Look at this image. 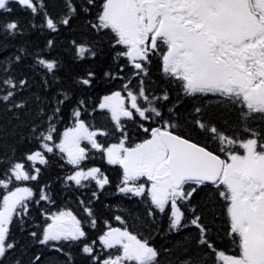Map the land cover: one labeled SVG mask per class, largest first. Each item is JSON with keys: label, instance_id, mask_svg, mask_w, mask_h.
<instances>
[{"label": "snow or ice", "instance_id": "obj_1", "mask_svg": "<svg viewBox=\"0 0 264 264\" xmlns=\"http://www.w3.org/2000/svg\"><path fill=\"white\" fill-rule=\"evenodd\" d=\"M12 5L33 17L39 15L40 26L51 33L70 28L83 16L89 30L101 42L107 38L113 49L117 71L104 75L122 84L121 90L103 96L92 108L93 119L96 112L105 114L109 131L84 118L86 99L73 100L68 90L58 89L47 108L35 97L40 103L32 112L30 100L19 95L29 81L7 69L0 76V105L17 119L24 112L30 116L24 121L27 134L21 141L28 147L0 150V264L17 247L11 228L14 221L22 225L29 216L30 202H53L44 188L34 200L37 193L22 186L37 181L41 166H48L52 157L58 156L62 167L69 168L63 177L66 185L84 188L94 182L103 190L110 184L100 167L87 165L93 150L121 170L119 193L149 202V217L166 216L175 232L194 230L193 243L180 249L174 264H264V0H54L51 8L46 0H0V30L9 35L20 31L17 20L3 19L14 11ZM72 44L79 61L99 54L94 44L75 40ZM54 46L55 39H48L46 47ZM153 59L185 96L215 97L218 108L234 117L220 125L205 118L204 107L193 108L186 120L190 132L212 141L215 148L180 131L179 114L174 108L165 111L166 105L160 103L170 99L167 91L155 95L145 86ZM21 61L22 56L16 55L14 62ZM34 61L45 70V90L59 83L58 59L41 52ZM126 68L131 71L121 75ZM95 76L89 71L73 83L90 88ZM70 103L75 104L72 123L61 131L63 108ZM129 121L144 134L139 142L131 140ZM116 134V142L107 145L98 139ZM201 192L209 194L203 206L194 203ZM92 195L97 197L95 191ZM80 203L87 224L95 228L92 209L83 200ZM214 204L223 210V238L238 249L236 254L217 245L222 238L215 227ZM115 219L125 224L121 216ZM45 221L39 236L35 231L30 235L39 244L51 242L56 253L67 256L64 264H72V257L56 246L61 242L76 244L88 264H161V251L150 238L127 227L109 225L89 241L85 222L71 211L45 214ZM38 260L35 257L32 264Z\"/></svg>", "mask_w": 264, "mask_h": 264}, {"label": "trees", "instance_id": "obj_2", "mask_svg": "<svg viewBox=\"0 0 264 264\" xmlns=\"http://www.w3.org/2000/svg\"><path fill=\"white\" fill-rule=\"evenodd\" d=\"M51 4L54 0H46ZM14 11L11 14H5L3 19L17 20L20 31L16 35H9L0 30V76L8 70L12 76H23L29 81L26 87L19 95L30 100L29 109L34 112L37 105L35 97L39 96L43 102L40 106L47 108L48 101L52 100L58 89H66L73 96V100L86 99L88 112L84 118L89 123H94L97 127H106L111 131V125L104 113L96 112L93 119L92 108L102 97L111 89L117 88L122 84L120 79H109L104 74L111 70L117 71L116 65L112 60L113 49L110 48L107 38L102 42L98 38V34L90 31L88 20L83 16L74 19L70 28H63L59 33H51L46 27H41V17L39 15L33 17L29 11L23 10L16 5H12ZM2 22V20H0ZM36 25L33 27V25ZM55 39L53 49H48L46 43L48 39ZM88 42L97 46L99 54L95 59H86L79 61L75 57L72 41ZM24 51L21 52L20 50ZM43 53L51 58L60 61L57 77L59 83L45 90L42 87V81L46 78L45 70L42 69L34 61L37 53ZM16 55L22 56L19 64L14 62ZM123 63V61H121ZM128 68L121 75L127 76ZM92 71L96 74L93 85L90 88L77 87L73 82L79 77H84ZM50 78V77H49ZM145 86L154 91L169 92L170 99L167 102L161 101L168 108H174L179 114L178 118L181 123L180 131L190 134L200 143H206L204 137L197 136L195 132H190V125L186 120L190 118V113L195 106L205 108V118L211 119L213 122L223 125L225 120L231 121L233 116L227 111H222L217 104L204 103L202 100H182L179 99V92L175 90L167 80L160 77L158 64L152 63L149 68V76L145 78ZM179 105V106H177ZM75 107L74 103L67 104L63 108L64 120L59 123L62 131L65 127L71 125L70 111ZM29 112L19 114V119L12 112H9L3 105H0V150L8 151L11 145H16L21 151L28 147L27 144L21 143L23 137L27 134V127L24 121L29 119ZM129 134L132 141H139L143 138V133L137 131L136 125L129 124ZM116 136L101 137L99 140L105 145L116 142ZM210 148L212 145L207 144ZM91 159L86 163L88 166L100 167L101 171L109 177L110 184L106 185L103 190L97 188L94 182L89 183L88 187L77 188L74 184L66 185L63 177L69 174L68 167H62L63 161L58 156L51 159L48 166H41L42 171L37 181L25 182V184L33 189L37 195L41 188L51 196L52 203L40 201L37 205L30 202V214L24 218L23 224L14 221L11 228V237L17 242V247L12 251L4 261V264H32L35 257L39 256L40 260L36 264H64L67 256L63 253H56L52 246L42 245L30 235L31 232H37L38 236L42 233L45 226V214L57 213L59 211H71L78 219L85 222L88 240L91 241L103 231L107 230L110 225L112 227H127L131 232L141 237L150 238V242L161 251V264H174L176 257L180 255V249L185 245L193 243L195 232L192 229H183L175 232L168 227V218L157 214L155 220L147 215L149 202L142 197H135L119 193L117 185L120 183L121 170L118 166L108 165L102 158L101 154L92 151ZM87 183V182H86ZM46 186V187H45ZM95 191L97 197H93ZM209 199V194L201 192L194 200L197 205L203 206ZM83 200L93 211L97 219V225L92 228L87 224V215L83 210L80 201ZM216 214L215 227L219 231L222 239L217 241L218 247L226 250L229 254H236L238 249L233 246L230 241L224 237L223 228L224 217L222 208L219 204L213 205ZM119 215L125 220V224L121 225L115 217ZM212 217L209 215L208 219ZM63 247L64 253H68L72 257V264H88L87 257L80 251L76 244H65L61 242L56 245ZM194 250V249H193ZM97 254L101 249L97 245Z\"/></svg>", "mask_w": 264, "mask_h": 264}, {"label": "flooded vegetation", "instance_id": "obj_3", "mask_svg": "<svg viewBox=\"0 0 264 264\" xmlns=\"http://www.w3.org/2000/svg\"><path fill=\"white\" fill-rule=\"evenodd\" d=\"M157 63L158 64V71H159V75H160V77L161 78H163L164 80H167L164 76H163V74L160 72V67H159V63H158V60L157 59H153V62L152 63ZM152 65V64H151ZM128 73L131 71V69L130 68H128ZM127 73V74H128ZM168 81V80H167ZM168 83L169 84H171L172 85V87L175 89V90H177L178 92H179V99H182L183 101L184 100H188V99H193V98H191V97H187V96H185L184 95V93H183V91H182V89H179L178 88V86H177V84L176 83H170L169 81H168ZM135 84H136V81L135 80H133V84H132V86H135ZM117 90H121V85L120 86H117V88L115 87V88H113V89H111L110 91H108L105 95H109V94H111L113 91H117ZM153 94H155V95H161L162 94V92H159V91H154V92H152ZM169 93V92H168ZM195 100H202L204 103L206 102V103H209L210 105L211 104H217V99L215 98V97H200V98H197V99H195ZM165 111H166V108H165ZM137 127V126H136ZM205 139V138H204ZM206 141V140H205ZM206 143L207 144H210V145H212L214 148H215V145H214V143L212 142V141H206ZM221 156H222V158H223V154H221Z\"/></svg>", "mask_w": 264, "mask_h": 264}, {"label": "rangeland", "instance_id": "obj_4", "mask_svg": "<svg viewBox=\"0 0 264 264\" xmlns=\"http://www.w3.org/2000/svg\"><path fill=\"white\" fill-rule=\"evenodd\" d=\"M22 186H24V185H22Z\"/></svg>", "mask_w": 264, "mask_h": 264}]
</instances>
